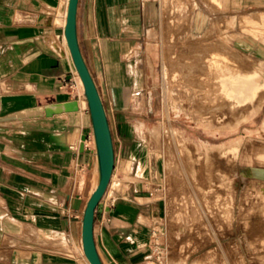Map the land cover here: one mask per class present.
<instances>
[{
  "label": "crops",
  "instance_id": "obj_1",
  "mask_svg": "<svg viewBox=\"0 0 264 264\" xmlns=\"http://www.w3.org/2000/svg\"><path fill=\"white\" fill-rule=\"evenodd\" d=\"M218 1V11L204 4L203 10L233 16L235 30L243 13H255L254 21L264 24V0ZM66 7L64 0H0V264H88L71 177L77 170L95 171L89 111L78 104L74 111L5 119L75 99L59 90L61 78L74 70L62 38ZM164 8L163 0L78 3L80 49L103 100L114 145L106 201L96 208L93 222L104 264H142L144 259L133 232L135 215L147 200L134 193L142 190L138 176L150 159L137 133L149 123L136 117L150 109L141 98L148 84L141 58L152 33L161 30ZM114 181L123 183L121 200L118 192L108 202Z\"/></svg>",
  "mask_w": 264,
  "mask_h": 264
},
{
  "label": "rangeland",
  "instance_id": "obj_2",
  "mask_svg": "<svg viewBox=\"0 0 264 264\" xmlns=\"http://www.w3.org/2000/svg\"><path fill=\"white\" fill-rule=\"evenodd\" d=\"M178 1L181 12L170 13L177 1L170 8L163 0L161 30L152 33L141 58L148 77L141 98L150 109L137 114L149 123L137 134L150 159L138 176L142 190L134 193L148 202H141L133 233L142 264H152L156 243L164 264H264V85L250 101L234 104L220 80L228 72L264 75V24L254 21L255 13H243L235 30L233 16L203 10L204 4L218 11V0ZM176 68L182 73L172 79ZM60 82L59 90L77 99L73 68ZM94 183L95 171L71 177L82 211ZM113 187L107 200L120 192L119 202L123 183Z\"/></svg>",
  "mask_w": 264,
  "mask_h": 264
},
{
  "label": "water",
  "instance_id": "obj_3",
  "mask_svg": "<svg viewBox=\"0 0 264 264\" xmlns=\"http://www.w3.org/2000/svg\"><path fill=\"white\" fill-rule=\"evenodd\" d=\"M79 0H67L63 34L73 67L83 84V96L87 101L91 120V137L95 154V184L87 198L81 219V244L89 264H104L97 251L93 222L96 208L110 182L114 168V145L106 109L95 80L83 57L77 33V8ZM78 109L77 99L58 102L10 114L5 119L52 115ZM85 139V136L82 137Z\"/></svg>",
  "mask_w": 264,
  "mask_h": 264
},
{
  "label": "bare ground",
  "instance_id": "obj_4",
  "mask_svg": "<svg viewBox=\"0 0 264 264\" xmlns=\"http://www.w3.org/2000/svg\"><path fill=\"white\" fill-rule=\"evenodd\" d=\"M65 3H66V6H67V0H64ZM177 1V4L175 3V8L173 10H170V13H180L181 12V4H180V1L176 0ZM165 2V1H164ZM170 5L172 7L173 6V1L170 0ZM192 4H195V1L192 0ZM171 7V8H172ZM183 7V6H182ZM66 15V14H65ZM222 19V18H221ZM64 20H65V16H64ZM64 20H63V23H64ZM219 20V19H218ZM62 23V25H63ZM214 23V22H213ZM229 23V22H228ZM221 24V21L218 22V25ZM62 38H63V42L65 44V47H66V50H67V53H68V56L69 58L71 59L70 57V53H69V50L67 48V44H66V40H65V37L62 35ZM234 53L237 54V50L234 49V48H230ZM72 62V60H71ZM75 70V68H74ZM76 73V71H75ZM181 70L180 68H176L172 74H171V78L172 79H176L178 76L181 75ZM77 74V73H76ZM191 75V74H190ZM77 79L79 81V89H80V94L78 95V104H80L81 106H87L88 108V105H87V101L85 100L84 96H83V84L79 78V76L77 75ZM221 80V86L223 88V91L226 95V97L234 104H243V103H246L248 101H250L252 99V97L254 96L255 94V91L260 87V86H263L264 85V75L256 70L254 72V74L252 75H247V76H244L242 74H239L237 72H228L227 75H225L223 78L220 79ZM82 92V94H81ZM84 99V100H81V99ZM264 102V98L261 100V102ZM260 102V103H261ZM262 102V103H263ZM258 105V104H257ZM260 107V105H259ZM198 113V112H197ZM141 125V124H140ZM139 128V127H138ZM147 130V129H146ZM149 131V129L147 130ZM151 131V130H150ZM141 133V132H140ZM145 133V132H144ZM148 133V132H147ZM151 133V132H150ZM153 135H157V131H155L153 133ZM84 140V139H82ZM187 149V148H186ZM208 153V152H207ZM264 158V157H263ZM140 171L142 172V169H140ZM95 184V183H94ZM94 186V185H93ZM93 189V188H92ZM261 189L264 191V184H262V187ZM176 212H179V211H176ZM177 216V215H176ZM175 216V217H176ZM178 217L180 218V214H178ZM183 217V216H182ZM181 220V219H180ZM178 221V219H177ZM82 245V244H81ZM83 250V249H82ZM84 254V253H83ZM84 258L86 259L85 255H83ZM87 260V259H86ZM89 264V263H88Z\"/></svg>",
  "mask_w": 264,
  "mask_h": 264
},
{
  "label": "built area",
  "instance_id": "obj_5",
  "mask_svg": "<svg viewBox=\"0 0 264 264\" xmlns=\"http://www.w3.org/2000/svg\"><path fill=\"white\" fill-rule=\"evenodd\" d=\"M78 99V97H77ZM154 236L156 235V231H154ZM156 249H155V259L154 261L152 262V264H164L165 261H164V256H163V249H162V246H159L157 243H156Z\"/></svg>",
  "mask_w": 264,
  "mask_h": 264
}]
</instances>
